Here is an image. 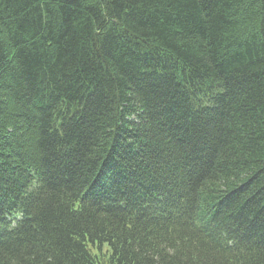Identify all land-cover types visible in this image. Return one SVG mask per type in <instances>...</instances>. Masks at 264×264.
Wrapping results in <instances>:
<instances>
[{"label": "trees", "instance_id": "obj_1", "mask_svg": "<svg viewBox=\"0 0 264 264\" xmlns=\"http://www.w3.org/2000/svg\"><path fill=\"white\" fill-rule=\"evenodd\" d=\"M0 264H264V0H0Z\"/></svg>", "mask_w": 264, "mask_h": 264}]
</instances>
